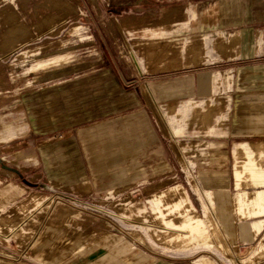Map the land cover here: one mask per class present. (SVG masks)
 I'll use <instances>...</instances> for the list:
<instances>
[{
    "label": "rangeland",
    "instance_id": "374dc122",
    "mask_svg": "<svg viewBox=\"0 0 264 264\" xmlns=\"http://www.w3.org/2000/svg\"><path fill=\"white\" fill-rule=\"evenodd\" d=\"M262 5L264 0H0V264H196L204 257L211 264H264V249L257 258L252 254L260 234L236 212L232 174L236 141L264 144L263 116H249L248 107L236 102L254 85L264 87V70L251 67L264 53ZM193 44L199 58L187 64ZM218 70L223 81L215 90L212 72ZM179 77L188 80L186 91L154 94L155 84ZM133 96L161 137L166 161L160 175L74 194L61 189L60 176L48 181L31 174L39 159L29 149L22 153L24 141L38 140L46 150L51 136L93 116L104 123L128 120ZM237 112L248 114L240 122L243 131L255 133H232ZM42 116L53 124L47 127ZM21 128L22 134L5 140ZM19 156L31 159L20 164ZM214 177L221 180L212 197L199 196L197 186L203 191V182ZM175 186L187 199H176ZM247 186L251 194L255 187ZM57 243L73 251L54 259L48 250Z\"/></svg>",
    "mask_w": 264,
    "mask_h": 264
},
{
    "label": "crops",
    "instance_id": "0c3cea01",
    "mask_svg": "<svg viewBox=\"0 0 264 264\" xmlns=\"http://www.w3.org/2000/svg\"><path fill=\"white\" fill-rule=\"evenodd\" d=\"M260 12H264V5H262ZM262 19L260 18V20ZM176 54H180V52L175 51L174 55L176 56ZM185 56L187 64L195 63L199 58V55L196 59L193 58L190 49ZM259 56L262 58L254 62L251 67L261 72L264 70V53ZM221 74L220 70L212 72L215 90L223 81ZM225 77L227 78V76ZM186 87H188V80L179 77L168 82H158L154 85L153 92L158 97L172 96L186 91ZM254 88V90H245L237 96V107H248L249 116L260 118L263 116L260 124L264 126V87L254 85ZM253 94L256 95L255 98H251ZM258 95L259 97H257ZM131 99L134 109L131 114L132 117L129 118L128 116V120L118 122L110 119V122L104 123V121L97 120L101 116H93V121L87 124L80 123L78 126H67L61 135L51 136L49 140L53 145H46V150L41 148L38 140L36 145H29L24 141L20 145L23 147L22 153L29 149L31 153L37 152L36 157L39 159V165L37 163L33 166L36 170L32 171L31 174L37 176L35 178L39 180L48 181L57 180L60 176L63 186L61 189L74 194H79V191L83 189L85 192L94 193L111 187L113 183L119 185L126 179H150L151 176L160 175L161 160L166 161L165 150H161V137L157 133L153 119H150L139 98L133 96ZM98 108L100 107L95 106L93 110ZM246 116L248 114L238 112L234 114L235 128L232 131L233 134L256 132V130L243 131L240 122ZM48 118L52 119V117ZM51 124L53 122L47 121L46 123L47 127H50ZM23 132L24 129L22 128L17 129V131L14 130L5 140L12 139ZM43 154L45 155L43 156ZM232 156L234 160L232 174L236 189L234 194L236 212L250 221V230L253 231L254 235L260 234V241L264 242L261 240L264 238V164L259 162V159L264 158V144L236 141L232 149ZM41 158L44 160V167L40 169ZM19 159V163L23 164V161L30 160L31 157L19 156ZM59 166L60 168H58ZM218 173H225V170H219ZM136 174L138 176L134 177ZM242 175L248 177L245 179ZM220 180V178L214 177L204 181L203 191L198 186L195 191L202 198L204 196L211 198L213 195L212 188L217 186ZM247 184L255 187L251 194L244 190L245 187H248ZM183 190L185 191L184 188L180 189L178 186L171 188L176 199L182 197L187 199L186 194L181 193L184 192ZM225 202V197H221L220 213L223 221L227 219L224 208ZM247 231L246 228H243L242 234L247 235ZM258 244L252 252L254 255L257 252ZM244 262L248 261L245 260ZM161 264L171 263L163 262Z\"/></svg>",
    "mask_w": 264,
    "mask_h": 264
},
{
    "label": "bare ground",
    "instance_id": "6f19581e",
    "mask_svg": "<svg viewBox=\"0 0 264 264\" xmlns=\"http://www.w3.org/2000/svg\"><path fill=\"white\" fill-rule=\"evenodd\" d=\"M60 4H61V3H60ZM8 13H9V12H8ZM10 13H12V12H10ZM10 13H9V14H10ZM60 13H61V12L59 11V14H60ZM48 14H49V13H48ZM56 14L58 15V13H56ZM5 15H6V14H5ZM7 15H8V14H7ZM11 15H12V14H11ZM13 15H14V14H13ZM50 15H51V13H50ZM14 16H15V15H14ZM47 16H49V15H47ZM54 16H55V15H54ZM43 17H44V16H43ZM43 17H42V18H43ZM45 17H46V16H45ZM50 17H53V15L50 16ZM60 17L63 18L62 15H60ZM4 18H5V17H4ZM10 18H11V17H9V19H10ZM12 18H13V16H12ZM42 18H41V19H42ZM6 19H7V16H6ZM41 19H40V20H41ZM45 19H46V18H45ZM55 19H56V18H55ZM4 20H5V19H4ZM14 20H15V19H14ZM17 20H19V19H17ZM10 21H11V20H10ZM21 21H22V20H21ZM17 22H18V21H17ZM17 22H16V23H17ZM19 22H20V21H19ZM38 22H39V21H38ZM41 22H42V21H41ZM41 22H40V24H38V25L36 24V25L38 26V29H39V25L42 26V23H41ZM43 22H44V20H43ZM59 22H60V21H59ZM13 23H14V22H13ZM45 23H46V21H45ZM48 23H49V22H48ZM3 24H4V23H3ZM20 24H21V23H20ZM23 24H24V23H23ZM52 24H53V23H52ZM18 25H19V24H18ZM46 25H47V24H46ZM53 25H54V24H53ZM55 25H56V24H55ZM4 26H5V25H4ZM43 26H45V25H43ZM6 27H7V26H6ZM25 27H26V25H25ZM28 28H29V27H28ZM43 28H44V27H43ZM20 29H21V28H20ZM41 29H42V28H41ZM17 30H18V29H17ZM22 30H23V29H22ZM30 30H31V29H30ZM35 30H36V29H35ZM4 31H5V30H4ZM12 31H13V32H12ZM14 31H15V29L11 30V33H14ZM38 31H39V30H38ZM8 32H9V30H8ZM8 32H6V33H7V37L10 36ZM4 33H5V32H4ZM20 33H21V32H20ZM20 33H19L18 36H20V35L22 36L23 33H21V34H20ZM33 33H34V32H33ZM25 34H26V31H25ZM1 35H2V34H1ZM11 35H12V34H11ZM27 35L29 36V33H28ZM2 36L4 37V35H2ZM21 36H20V37H21ZM24 36H25L26 38H29V37H27L26 35H24ZM24 36H23V38L26 39ZM11 37H12V36H11ZM11 37H10V40L12 39ZM13 37H14V36H13ZM5 39H6V36H5ZM8 39H9V38H8ZM3 41H5V40H3ZM6 41L8 42V40H6ZM193 45H194V44H193ZM193 45L190 46L189 49H190V51H191L192 54H193V58L196 59V58L198 57L199 54H198V52H197V50H196V48H195V45H194V46H193ZM199 49H200V48H199ZM133 59H134V62L136 63V65L138 66V61H137V59H136L135 56H133ZM138 68H139V67H138ZM139 70H140V69H139ZM60 96H61V95H60ZM50 97H51V96H50ZM42 98H43V97H42ZM45 99H47V98L45 97ZM50 101H51V100H50ZM56 102H57V101H56ZM115 102H116V101H115ZM120 102H121V101H120ZM53 104H54V102H53ZM48 105H49V104H48ZM52 106H53V105H52ZM52 106H51V107H52ZM50 109H51V108H50ZM46 112H48V110H47ZM55 116H56V115H55ZM48 117H50V116H42V117H40V121H46L45 123H47V121H48V122H51V123H52V119H49ZM50 118H51V117H50ZM48 119H49V120H48ZM53 120H54V119H53ZM83 190H84V189H83ZM62 207H63V206H62ZM64 207H65V206H64ZM60 208H61V207H60ZM62 209H63V208H62ZM63 210H64V209H63ZM63 210H62V211H63ZM60 212H61V209H60ZM1 217H2V215H1ZM3 221H4V220H3ZM3 221H2V222H3ZM0 223H1V221H0ZM0 225H1V224H0ZM55 225H56V224H55ZM55 225H54V226H55ZM59 226L64 227V224H63V226H62L61 224H60ZM57 227H58V226H57ZM47 228H48V227H47ZM49 228H50V227H49ZM52 228H53V227H52ZM59 228H60V227H59ZM55 229H56V226H55ZM51 230H52V229H51ZM70 230H72V229H70ZM66 231L68 232V230H66ZM66 231H65V232H66ZM45 232H46V231H44V233H45ZM50 232H51V231H50ZM54 232H55V230H54ZM73 232H75V231H73ZM42 233H43V232H42ZM75 233H76V232H75ZM81 233H82V232H81ZM78 234H80V233H78ZM78 234H77V235H78ZM80 235H81V234H80ZM80 235H79V236H80ZM47 236H48V235H47ZM47 236H46V237H47ZM79 236H78V237H79ZM52 237H53V236H52ZM78 237H74V239H75V238H78ZM83 237H84V236H83ZM45 239H46V238H45ZM42 240H43V239H42ZM47 240H48V239H47ZM44 241H46V240H44ZM76 244H77V241H76ZM80 244H81V242H80ZM220 245H222V244H220ZM34 246H35V245H34ZM42 246H43V245L39 244L38 246H35L34 249H36V248H37L36 250L41 249ZM75 246H76V245H75ZM78 246H79V245H78ZM78 246H76V247H78ZM73 247H74V246H73ZM71 248H72V247H71ZM66 249H67V248L63 247V245H60L59 243H57L56 246H55L54 248L48 250V253L53 254V255H54V259H55V258H59V257H60V258H64V257L67 256L68 253H71V252L73 251V249H72L71 251H67ZM262 249H264V242H263V241H260V243H259L258 246H257V252L255 253V255H257V254L260 255V253L262 252ZM74 250H75V249H74ZM263 251H264V250H263ZM56 253H58V254H56ZM262 253H263V252H262ZM262 253H261V254H262ZM255 255H254V256H255ZM261 256L263 257L264 254H262ZM255 257H256V256H255ZM255 257H253V258H255ZM256 258H257V257H256ZM256 258H255V259H256ZM56 260H57V261H56ZM56 260H55V263L58 262V259H56ZM253 260H254V259H253ZM253 260H250V261H253ZM53 261H54V260H53ZM248 261H249V260H248ZM211 263H212V260H210V258H208V257L205 258V257H204V258H202V259H201L198 263H196V264H211Z\"/></svg>",
    "mask_w": 264,
    "mask_h": 264
}]
</instances>
